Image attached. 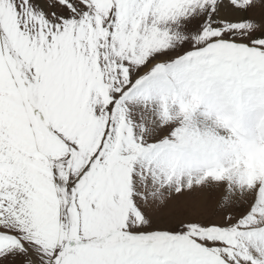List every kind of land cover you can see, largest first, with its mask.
Returning <instances> with one entry per match:
<instances>
[{
  "label": "snow or ice",
  "instance_id": "6c2138e0",
  "mask_svg": "<svg viewBox=\"0 0 264 264\" xmlns=\"http://www.w3.org/2000/svg\"><path fill=\"white\" fill-rule=\"evenodd\" d=\"M264 0H0V264H264Z\"/></svg>",
  "mask_w": 264,
  "mask_h": 264
},
{
  "label": "rangeland",
  "instance_id": "374dc122",
  "mask_svg": "<svg viewBox=\"0 0 264 264\" xmlns=\"http://www.w3.org/2000/svg\"><path fill=\"white\" fill-rule=\"evenodd\" d=\"M253 153L251 152V158H252L253 165L255 167L256 166L264 167V156L262 154V151L257 150V151H254ZM257 153H259L258 158H256ZM249 166L254 168V166H252V163H250Z\"/></svg>",
  "mask_w": 264,
  "mask_h": 264
},
{
  "label": "bare ground",
  "instance_id": "6f19581e",
  "mask_svg": "<svg viewBox=\"0 0 264 264\" xmlns=\"http://www.w3.org/2000/svg\"><path fill=\"white\" fill-rule=\"evenodd\" d=\"M260 151H262V154H263V156H264V149H260ZM252 153H253V152H252ZM253 154H254V153H253ZM258 154H259V153H257L256 158H258ZM247 163H248V165H249L250 163H252V166H254V165H253V162H252V158H251V153H249V155H248ZM254 167H255V166H254Z\"/></svg>",
  "mask_w": 264,
  "mask_h": 264
}]
</instances>
